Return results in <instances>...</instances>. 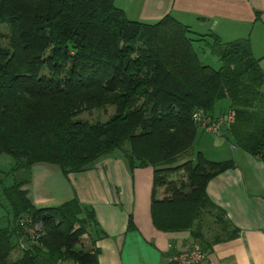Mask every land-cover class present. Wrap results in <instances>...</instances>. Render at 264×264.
Masks as SVG:
<instances>
[{
  "label": "trees",
  "instance_id": "trees-1",
  "mask_svg": "<svg viewBox=\"0 0 264 264\" xmlns=\"http://www.w3.org/2000/svg\"><path fill=\"white\" fill-rule=\"evenodd\" d=\"M0 23L9 25L8 33L0 31L8 40L0 43V156L14 161L9 170L0 166L12 215L0 227V264H99L94 244L105 231L93 206L76 197L36 206L23 188L31 177L5 181L40 161L66 174L82 171L117 149L130 170L153 166L158 229L191 230L206 249L204 228L216 230V240L238 236L240 228L207 192L210 179L235 160L211 159L202 150L178 160L193 148L200 128L193 114L201 108L210 119L231 112L227 139L264 160V70L250 38L224 42L210 34L222 60L215 67L196 48L204 35L170 14L131 20L115 0H0ZM224 98L229 111L217 114ZM109 104L115 110L106 120L78 115ZM26 215L42 219L47 231L41 244L29 243L13 258Z\"/></svg>",
  "mask_w": 264,
  "mask_h": 264
},
{
  "label": "crops",
  "instance_id": "crops-1",
  "mask_svg": "<svg viewBox=\"0 0 264 264\" xmlns=\"http://www.w3.org/2000/svg\"><path fill=\"white\" fill-rule=\"evenodd\" d=\"M115 4L131 20L154 22L170 14L195 34L204 35L198 44L205 41L209 46L212 33L224 42L248 37L264 70V0H115ZM5 41L8 42L0 39V43ZM261 88L264 91V83ZM221 101L217 114L229 111L230 101ZM217 134L220 135L207 140L224 156L210 158H232L236 166L211 178L207 192L240 232L236 237L216 240L218 232L203 227L211 243L209 249L204 247L208 264H264V160L234 144L229 151L225 147L226 135ZM30 177L23 188L36 206L57 205L76 197L94 207L105 231L94 244L99 247V264H175L169 259L174 251L184 249L190 242L201 245L191 230L164 231L154 225L153 166L130 170L121 150L100 157L85 170L67 174L56 164L35 162ZM3 215L1 219L11 223L9 205ZM86 242L91 245L90 238ZM23 246L18 242L11 256H20Z\"/></svg>",
  "mask_w": 264,
  "mask_h": 264
},
{
  "label": "rangeland",
  "instance_id": "rangeland-1",
  "mask_svg": "<svg viewBox=\"0 0 264 264\" xmlns=\"http://www.w3.org/2000/svg\"><path fill=\"white\" fill-rule=\"evenodd\" d=\"M0 31H4V32H8L9 31V25L7 23H0ZM2 45H7L8 42H3L1 43ZM196 48H203L202 51H200L201 54V58L204 62L210 63L215 67H219L222 64V60L218 57L217 54H215L214 52H212L211 48L206 44L205 41H202L200 44L197 43ZM230 99L229 98H225L221 101V104H224L225 102L229 103ZM115 107L114 105H107L105 107H99V108H93L91 110H83L81 113H79L78 115L84 118H89L91 120L94 119H102V120H106L110 117V115L114 112ZM225 114V113H224ZM222 115V113H221ZM224 115H222L223 117ZM225 122L223 123V125L221 126V132H217V133H223L225 134ZM214 132H210L207 129H205L201 124H200V128L198 129L196 138H195V142L193 144V148L189 149L186 153L182 154L179 157L178 162H182L188 158H195V154L198 150L202 149L205 151V153L209 156V158H223L222 156H224V154L222 153V151L218 152V149L213 147L207 140V138H210L212 136H218L220 134H217ZM230 141V140H229ZM228 140H226V144L225 147H227V149L229 151L231 147H233L232 142H229ZM119 150V149H117ZM205 154V155H206ZM207 156V157H208ZM14 161L13 158L4 153L0 156V166L1 168L5 169V170H9L11 169V167L13 166ZM31 176V169L30 167H19L18 171L15 172V174L10 173V177L6 178L5 184H10L13 183V181L15 180V177L17 178H21L24 177L26 179L30 178ZM3 185H0V227H3L5 225L8 224V220L7 219H1L4 213H6V211L8 210V205L9 203L7 202L5 193L3 191ZM159 196H163V189L160 188L159 192H158ZM209 232V231H208ZM83 239H86L85 242ZM89 237L88 235L83 236L82 238V243L84 244V247H88L89 244H87L86 241H88ZM82 243H79L78 246H83ZM86 244V246H85ZM66 264H72L71 261H65Z\"/></svg>",
  "mask_w": 264,
  "mask_h": 264
},
{
  "label": "built area",
  "instance_id": "built-area-1",
  "mask_svg": "<svg viewBox=\"0 0 264 264\" xmlns=\"http://www.w3.org/2000/svg\"><path fill=\"white\" fill-rule=\"evenodd\" d=\"M202 112V108L195 111L193 114L194 119L199 121L205 129L214 133L221 132L223 123L232 118L231 112L223 117L213 119L203 115ZM19 224L22 227L19 242L24 244L23 247H26L29 243L41 244L42 237L46 234V227L42 219L36 220L32 216L26 215L20 218ZM24 239L26 242H24ZM169 259L175 264H208L207 250L196 242H190L184 249L174 251Z\"/></svg>",
  "mask_w": 264,
  "mask_h": 264
}]
</instances>
